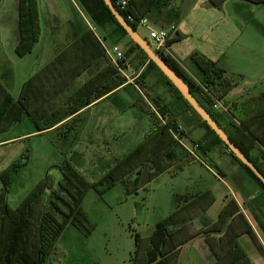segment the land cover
Returning <instances> with one entry per match:
<instances>
[{"label":"trees","instance_id":"obj_1","mask_svg":"<svg viewBox=\"0 0 264 264\" xmlns=\"http://www.w3.org/2000/svg\"><path fill=\"white\" fill-rule=\"evenodd\" d=\"M175 1L129 0L125 9L118 8V10L128 23L138 31L139 21L145 17L159 26L178 24L182 15ZM222 1L210 0L213 6H218ZM246 1L264 5V0ZM78 2L94 23L101 24L111 20L118 27L120 36L129 40L125 54L136 51L135 60L141 61L139 68L144 65L145 67L139 74L136 83H129L124 87V94L127 96L131 94L134 102L143 101L144 97H147L150 101L149 111L152 113L153 107L157 112V115L152 113L148 133L141 141L133 144L128 152L124 151L121 155L113 157L112 160H103L105 172L102 176L104 183L107 186L118 181L128 183L124 179L125 176L137 171L138 174H143L131 182L129 190V192H137L156 174L171 167H175L176 171L181 170L182 164L178 163L174 166L173 162L179 160L188 163L192 161L194 156L173 138L171 132L174 130L180 133V137H183L185 135L184 130L177 124L176 117L183 112H192L200 125L206 129V136L198 141L199 147L196 150V156L209 161V153L219 144L223 145L232 160L240 165L264 191V184L259 178L228 149L222 139L196 113L190 103L157 65L147 57L146 53L127 37L126 31L117 22L104 0H78ZM129 16H133L135 21H131ZM19 28L21 35L16 52L19 56H24L31 51L40 34L37 0H19ZM88 39H93L97 43L98 49L102 50L103 47L91 30H88L72 44L77 45L80 41L86 44ZM169 41L171 39L167 40V45ZM153 49L160 53L165 61L187 82L191 93L199 103L264 175L262 163L264 154L258 146L261 144L264 147V96L261 97V105H255L252 102L247 107L236 106L232 116L220 113L213 109L215 103L213 97L224 99L236 85L225 79L224 69L218 67L214 61L195 58L194 62L201 73L200 80L195 81L169 54ZM62 53L65 54L58 55L24 83L20 97L16 102L13 101L12 96L0 82L2 93L5 94V97L0 100V124L7 120L13 122L23 113H30L27 104L32 102L33 97L41 96L43 92L49 95L44 99V104L48 105L47 108L54 106L52 104L53 98H55L53 102L62 101V104L68 103L72 107L62 115H57V111L49 110L48 115L41 119L44 121V125L35 122L37 130L42 131L53 128L63 121H70V123H66L57 129L59 132L57 134L58 148L65 159L60 167L62 180L59 181V189L52 191L53 197L48 206L45 203L46 189L53 186L50 175L40 180L16 208L10 207L8 203L4 204L0 216V264H45L48 256L55 251L58 239L66 226L71 224L81 229L84 222L87 221L81 207L82 196L85 190L95 185L89 183L81 173L80 169H86V159L83 152L75 149L85 122L81 118L80 110L91 104L93 98L98 94L101 96L110 91H107V88H103L101 92L99 90L110 78H117L119 85L126 83V80L119 81L118 69L108 60L104 48L103 59L99 63L95 57V62L92 59L91 64L94 63L96 66L95 71L92 72H89L91 64L86 63V57L76 61L72 56H69V52L65 49ZM62 68L66 69L63 70ZM86 69L89 71H87L86 77L82 79L81 75ZM153 72H156L161 80L170 86L175 94L174 101L167 102L165 101L166 98L159 93L154 94L149 91L151 86L147 82V78ZM53 79H55L54 83ZM51 89L54 91L51 92ZM124 94L119 93L114 97V102L120 111H126L132 106V103L126 101ZM27 161L23 163H27ZM213 162L210 164L215 166ZM14 164L15 166L21 165L18 161ZM15 166L7 169L3 178L10 179V171ZM146 172L147 177H144ZM208 196L211 197L210 200ZM212 202L213 198L210 192L206 191L189 201L187 200V204L177 208L168 217L157 222L152 235L147 238L145 244H142L141 236L137 235L136 256L139 259H133L135 264L154 262L157 264H176L179 247L182 244L200 232L206 234L222 233L224 229L225 231L221 236H207L206 238L218 258L214 264H254L239 242L240 235L249 234L253 236V230L244 214L240 212V207L234 199L229 200L224 205L218 214L217 221L210 222L208 220L204 222L203 228H193V219L198 214L205 212ZM230 218H232L231 222L227 224ZM141 254L145 257L140 258Z\"/></svg>","mask_w":264,"mask_h":264},{"label":"rangeland","instance_id":"obj_2","mask_svg":"<svg viewBox=\"0 0 264 264\" xmlns=\"http://www.w3.org/2000/svg\"><path fill=\"white\" fill-rule=\"evenodd\" d=\"M175 4L182 15L179 27L180 37L169 41V52L188 65H193L195 58L214 61L218 67L227 71L225 76L227 81L236 84L235 87L238 84V88L231 89L232 93L227 98L230 101H226L229 92L222 100L213 97L214 102L219 101L222 104L223 108L221 107L218 112L232 116L236 106L247 107L252 102L255 105L260 104L261 97L264 96V5L246 0H223L218 6H213L210 0H176ZM138 31L149 40V31L146 27L139 26ZM127 41L129 40L125 39L119 43L124 52L127 51ZM108 45H110L109 42ZM151 46L155 48L152 42ZM125 56L126 62L130 63L128 54ZM1 59L5 60V57H0V61ZM25 61L27 60H24L27 64L28 62ZM46 64L33 72H28L30 64L23 68L17 66L19 70L15 74L13 83L0 80L14 102L20 97L24 83L42 70ZM132 64L135 65L133 62ZM0 68L5 70L6 63L0 62ZM137 73L136 66L119 69V81L130 79L136 83L139 77ZM150 75L152 77L147 78V82L152 85L149 88L150 92L159 93L166 98L167 102L175 99L170 86L164 83L156 72ZM191 77L197 81L193 76ZM54 81L55 79L53 83ZM52 91L54 90L51 89ZM4 95L0 87V100L5 97ZM48 96L43 92L41 96L33 97L32 102L27 104L30 113H23L13 122L3 120L4 122L0 124V216L5 203L16 208L30 190L47 175L51 176L53 186L46 189V206L53 197L52 191L59 189L58 184L62 180L60 167L65 159L58 148L57 129L70 121H63L61 125L59 124L60 126L42 131L37 130L35 122L44 125L41 119L48 115L49 110L57 111V115H62L72 107L68 103L62 104V101L53 102L55 99L53 98L50 100L54 106L47 108L48 105L44 104V99ZM128 97L125 98L133 103L132 95ZM239 98L242 100L236 102ZM149 106L150 101L145 97L141 103L129 107L123 116L116 118L117 120H104V131L96 128L98 120L87 119L88 114L80 112L81 118L86 121L75 149L83 152L86 159L87 170L80 169L81 173L89 183L95 185L85 190L82 196L81 207L87 221L81 229L71 224L66 226L58 239L55 251L48 256L45 264H135L133 259H139L136 256V236L140 235L143 239L142 244H145L157 222L168 217L177 204H184L187 198L192 196L191 194L200 192L206 186L213 190L216 201L204 216L210 222L217 221L225 188L197 162L189 168L191 170L185 172L176 171L175 167L164 170L151 177L137 192H129L131 182L143 174H138L137 171L125 176L124 179L128 183L118 181L111 186L104 183L103 160H112L113 157L121 155L147 135L151 115L152 113L157 115L153 107V112L149 111ZM137 110L144 112L145 118L135 119L133 127L131 122L134 123L132 118L133 115H137L135 112ZM188 113L192 114V112ZM192 116L197 119L193 114ZM115 123L119 127L117 131L110 128ZM61 131L64 130L61 129ZM171 133L173 138L183 146L181 140L187 137L186 131L184 130L183 137L174 130ZM184 140L191 150L195 149L194 157L196 158L193 157L192 161H202L213 168L217 174L221 172L222 169L214 161L212 154H209V161L200 156L197 157L198 147H194V142ZM258 146L264 154V147L261 144ZM217 147L226 149L221 144ZM215 156H218L215 158H221L217 154ZM262 160L264 161V157ZM17 161L20 164L25 161L27 163L15 166L14 163ZM210 162L215 163V166ZM11 166L15 167L10 171V179L3 178L6 170ZM239 167L242 168L240 165ZM176 172L178 173L174 174ZM146 174L147 172L144 177H147ZM195 218L192 223L202 227L201 221L205 218ZM29 235L32 234L29 233ZM246 237L249 236L246 234ZM198 241L207 248L203 240L198 239ZM253 251L256 253L257 249L254 248ZM142 257L145 256L141 254L140 258ZM180 264L195 263L184 259Z\"/></svg>","mask_w":264,"mask_h":264},{"label":"crops","instance_id":"obj_3","mask_svg":"<svg viewBox=\"0 0 264 264\" xmlns=\"http://www.w3.org/2000/svg\"><path fill=\"white\" fill-rule=\"evenodd\" d=\"M37 6L40 22V34L38 41L34 44L30 52H28L24 56H19L16 52L21 35L19 28V0H0V57H5V60L1 59L0 62L2 64L6 63L5 70L0 68V71H2L0 73V80L2 82L13 83L15 81V74L19 70L17 69V66L23 68L25 67V65L30 64L28 65V72H33L36 68L41 67L45 63H49L50 61L55 59L58 55L65 54L62 53L64 49L65 51L69 52V56H72L76 61H80L83 57H86V63L91 64L92 59L95 62V57V59L99 63L103 59V48L106 52V50L110 48V45L120 43L121 41H125L126 39L120 36L119 29L113 21L109 20L101 24L94 23L88 16L86 11L84 9L82 10L83 7L80 5L78 0H37ZM180 22L178 24H175V30L170 33L169 39L174 40L180 37ZM88 30L92 31L97 41L103 47L102 50L100 48L98 49L97 43L93 41V39H88L86 44L82 41H80V43L77 45L72 44ZM108 42L110 45H108ZM128 46L129 43L127 41V47ZM169 47L170 46H168L166 53L169 54L174 60H176L179 65L183 67L191 76L199 81L201 73L196 63L193 62V65H188L181 62L174 55H172L171 52H169ZM136 55V51L128 53L130 63L126 62L127 65L125 67L129 69L130 66H132L133 68L134 66H136L138 71L137 75H139L144 69L145 65L139 68V64L141 63V61L135 60ZM107 58L108 60H110L109 57ZM24 60H27L25 62L28 63L25 64ZM110 62L114 64L111 60ZM132 62L135 63V65H133ZM114 66L117 67L115 64ZM62 69L65 70L66 68ZM95 69L96 66H94V63H92L90 71L86 69L84 74L81 75L82 79L86 77L87 71L92 72L95 71ZM226 73L227 71L225 70V74ZM151 77L152 76L150 75L148 78ZM133 79H135V77H133ZM129 83L134 84L132 80L127 79L126 83L119 85L117 78H110L99 88L100 92L103 88H107L106 90L110 91L107 94L101 96L100 94H98V96L93 98L92 103L84 107L82 110H80V112H85L86 115L88 114L87 119L98 120L99 123L96 125V128L100 131H104V120H117L116 118H118L120 115L123 116V114L127 112L128 109L126 111L119 110L118 106H116L114 102V97H116L119 93L124 94V87ZM150 86L152 85L150 84ZM236 88H238V84L234 89ZM231 93L232 90L227 95L226 101H230L227 98ZM124 96L126 98H129L125 94ZM143 100H145V97ZM240 100L242 99L239 98L236 102ZM126 101L128 103H131L128 99H126ZM172 101H174V99ZM141 102V100H139V102L133 101L132 106H136L137 103ZM135 112H137V115H133L132 118L134 123L131 122V125H133V127L135 125V119L145 118L144 112H140V110H137ZM84 120L86 121V119ZM176 122L177 124L182 125V129L186 131L187 137L184 138L186 139V142L190 141L191 143H198L199 140H202L206 136V129L202 127L199 121L188 112L179 114L176 117ZM110 128H114L115 131H117L119 127L115 123V125H111ZM184 139L181 140L184 148L189 150L188 152H190L194 156L195 152L192 153L191 149L184 142ZM129 150H127V152ZM209 154H212L214 161H216L219 167L222 169V174L221 172H219L218 175L217 172L213 170V168L198 160L188 163L176 160L173 163L174 166L178 163L182 164V169L179 170L180 172L191 170L189 168H192L191 166L193 164L199 163L202 166L201 168H204L209 174L213 175L218 183L224 186L225 192L222 195L220 211L224 207V205L228 203L229 200L234 199L237 202L240 207V212L243 213L248 220L254 234L253 236L247 234V236L249 237H246V234L240 235L239 242L254 264H264V191L256 183V181H254V179H252L242 168L239 167L237 163L231 160L226 149L215 147ZM215 154L219 155L221 158H215L218 157L215 156ZM262 163L264 167V161H262ZM177 173L178 172L174 174ZM191 178L192 177H190V179ZM206 191L210 192L213 198V202L208 206L205 212L198 214L196 218H205L204 215L209 211V209L216 201L215 193L211 188H209V186H206V188L200 190V192L191 194L192 196L190 198H187V200L189 201ZM208 199L210 200L211 197L208 196ZM187 200L184 204H177L174 210L187 204ZM231 219L232 218L228 220L227 224L231 222ZM205 221H208V219H202V227L197 226L195 223H193V226L196 225L193 228H203ZM223 232H212L209 234H206L204 232L198 233L196 236L179 247L176 264L182 263V260L184 259L193 261V263L195 264H214L218 258L207 242L206 238L207 236L219 237L223 234ZM198 239L203 240L206 243L207 248L203 247V245L199 243ZM254 248L257 249L256 253L253 251ZM151 264H157V262Z\"/></svg>","mask_w":264,"mask_h":264},{"label":"water","instance_id":"obj_4","mask_svg":"<svg viewBox=\"0 0 264 264\" xmlns=\"http://www.w3.org/2000/svg\"><path fill=\"white\" fill-rule=\"evenodd\" d=\"M105 4L111 10L117 22L126 31L129 37L135 44H137L153 61L169 81L179 90L182 96L190 103L196 113L211 127L212 130L222 139L227 145L228 149L243 162L249 169L259 178L264 184L263 173L255 166V164L240 150V148L230 139L224 129L214 120L212 115L199 103L197 98L191 93L187 82L165 61L162 55L156 52L150 41L143 37L137 30H135L125 19V17L118 10L112 0H104Z\"/></svg>","mask_w":264,"mask_h":264},{"label":"built area","instance_id":"obj_5","mask_svg":"<svg viewBox=\"0 0 264 264\" xmlns=\"http://www.w3.org/2000/svg\"><path fill=\"white\" fill-rule=\"evenodd\" d=\"M117 8L125 9L128 5L129 0H112ZM131 21H135L133 16H129ZM139 26H144L149 31V41L154 43L155 49L160 50L166 53L167 50V40L170 38V33L175 30V24L169 26H156L148 18H142L139 21ZM150 42V43H151ZM106 54L109 59L118 67V69H123L126 64V54L120 47L119 43L112 45L106 50ZM222 107V104L219 101H216L213 104V109L218 111ZM223 108V107H222ZM194 147H199V143L194 142ZM192 153L195 152V149L191 150Z\"/></svg>","mask_w":264,"mask_h":264}]
</instances>
